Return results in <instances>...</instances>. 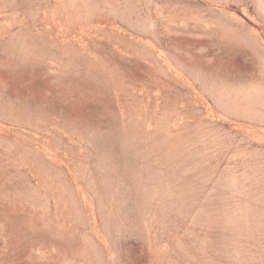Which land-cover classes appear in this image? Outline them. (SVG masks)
<instances>
[{"label":"rangeland","instance_id":"1","mask_svg":"<svg viewBox=\"0 0 264 264\" xmlns=\"http://www.w3.org/2000/svg\"><path fill=\"white\" fill-rule=\"evenodd\" d=\"M0 264H264V0H0Z\"/></svg>","mask_w":264,"mask_h":264}]
</instances>
